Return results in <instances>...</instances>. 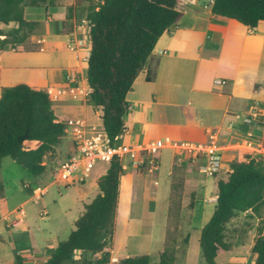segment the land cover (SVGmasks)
I'll list each match as a JSON object with an SVG mask.
<instances>
[{
  "label": "crops",
  "instance_id": "obj_1",
  "mask_svg": "<svg viewBox=\"0 0 264 264\" xmlns=\"http://www.w3.org/2000/svg\"><path fill=\"white\" fill-rule=\"evenodd\" d=\"M212 1L179 0L180 16L175 26L157 40L126 96L129 106L124 117L126 133L118 140L143 146L168 137L176 143L204 144L208 133L213 132L222 147V168L230 172L232 162L250 153L244 145L248 133L254 135L252 140L264 139V22L249 29L213 14ZM91 2L97 0H53L51 5L39 7L40 17L33 19L38 25L27 40L16 49L0 50V95L3 88L18 83L44 92L48 88L55 92L65 89L66 94L52 102L56 121L65 123L81 118L92 127H101L99 108L90 105L87 97L72 99L69 94L88 88L86 11ZM67 17H70L68 25L63 26ZM67 28L70 32H61ZM217 80L226 83L217 85ZM253 112L256 116L247 122ZM65 133L69 136L67 147L65 151L57 149L62 161L71 152V135L69 131ZM191 158L200 162L199 167L203 163L202 158L195 159L186 150L169 147L156 156L155 167L150 157L141 167L123 157L124 175L119 185L114 233L104 248L109 253L104 264L148 256L152 232L144 235L132 232L133 205L155 200L150 193L151 184L157 188L159 176L166 178L169 195L175 168ZM28 188L30 197L10 210L0 201V264H45L59 243L57 229L45 237L40 228L33 230L24 223L27 214L22 206L43 196L37 199L33 195L37 187L28 185ZM2 194L3 190L0 197ZM202 227L197 229L199 235ZM159 244L158 256L164 250L165 228ZM100 258V253L73 255L74 264H100ZM250 258L253 264L254 257Z\"/></svg>",
  "mask_w": 264,
  "mask_h": 264
},
{
  "label": "trees",
  "instance_id": "obj_2",
  "mask_svg": "<svg viewBox=\"0 0 264 264\" xmlns=\"http://www.w3.org/2000/svg\"><path fill=\"white\" fill-rule=\"evenodd\" d=\"M52 3L53 0H0V25L12 26L7 31L0 30V50L16 49L35 30L38 21L26 18L27 8ZM178 4L179 0H99L88 6V103L99 108L101 128L111 143L119 139L125 127L124 117L129 109L126 96L133 82L157 40L175 26L180 16ZM211 12L253 29L264 22V0H213ZM69 19L62 25H68ZM61 32L68 33L70 28ZM65 132L66 126L56 121L46 92L26 83L1 90L0 167L4 158H10L39 179L46 171L44 158L61 144ZM25 133L28 139L20 144L17 139ZM28 142L34 145H26ZM122 166L118 160L108 164L105 174L97 180L98 194L84 205L74 229L57 244L45 264H74L75 252L100 253L99 263L108 262L109 253L104 248L113 238L119 185L124 175ZM229 169L226 180L216 182L214 210L200 230L199 248L205 264H239L222 261L234 247L231 239L238 231L228 226L240 213L259 216L264 210V159L246 152ZM2 190L0 185V194ZM184 242L188 243V238ZM250 254L253 264H264V236H257ZM149 262L147 255H140L115 264ZM158 264H176L175 249L165 248Z\"/></svg>",
  "mask_w": 264,
  "mask_h": 264
},
{
  "label": "rangeland",
  "instance_id": "obj_3",
  "mask_svg": "<svg viewBox=\"0 0 264 264\" xmlns=\"http://www.w3.org/2000/svg\"><path fill=\"white\" fill-rule=\"evenodd\" d=\"M39 11H41L39 8H27L26 18L29 20L39 18ZM11 27V25H0V30L7 31ZM101 131V128H96V132ZM68 140L69 136L65 133L61 138V145L44 158L46 171L39 179L10 158L3 159L0 169V183L3 186L0 201L3 206L7 207V210L30 197L27 193L30 189L28 185L46 191L40 200L32 199L22 206L27 214L24 223L29 224L33 230L40 228L41 235L45 237L49 236L52 229H57L55 234H57L59 242L67 239L69 233L74 229V222L82 214L84 205L98 194L97 180L105 174L108 167L107 164H98L91 176L82 184L74 182L71 186L65 187L62 182L57 183L54 172L62 162V157L58 154L57 149L61 147V150L65 151ZM117 142L122 143L120 140ZM253 143V149L245 150L255 158L264 159V154L260 152V147H264V139L253 140ZM25 144L34 145L33 142ZM199 164L200 162L191 158L187 159L182 166L175 168L171 176L169 195L166 178L159 176L157 188L154 189L153 183L151 184V189H153L150 193L155 196V200L137 202L133 205L132 232L143 235L152 232L153 240L149 253L145 251L150 258L149 264H158L159 239L164 228V249L167 247L175 249L176 264H205L200 254L197 229L209 220L215 206L216 182L219 179L226 180L229 171L222 168L218 173L209 177L200 171ZM188 168L189 170H187ZM159 174H163V170ZM40 212H45L48 215ZM228 227L229 229L236 228L238 231L231 239L234 247L222 261L250 264L251 246L259 234L264 236V210L259 216L240 213ZM190 233L191 243L189 245L184 242V239L188 238L189 241Z\"/></svg>",
  "mask_w": 264,
  "mask_h": 264
},
{
  "label": "built area",
  "instance_id": "obj_4",
  "mask_svg": "<svg viewBox=\"0 0 264 264\" xmlns=\"http://www.w3.org/2000/svg\"><path fill=\"white\" fill-rule=\"evenodd\" d=\"M40 43L38 41V44ZM225 83L224 80H217L215 82L217 85H224ZM45 92L52 102L59 100L61 96L66 94L65 89L55 92L52 88H48ZM89 92V88H80L76 92H69V94L72 99H77L79 96L88 98ZM254 111H256V108H254ZM255 116V112L251 113L249 115L250 118H246V121L250 122ZM64 124L66 131H69L71 135V152L56 167L54 178L57 183L62 182L65 187L71 186L74 182L84 183L91 176L92 171L98 164L108 165L113 160H118L122 163V159L125 156L131 160L135 167L143 166L145 159L150 157V163L155 167L156 156L166 147L183 149L190 152L191 156L195 159L202 158L203 163L199 167L200 171L209 177H212L222 169V147L218 136L213 132L208 133L207 141L204 144L176 143L170 138L165 137L139 146L123 142L119 144L118 140L115 143H111L103 130L96 132L97 127L88 125L85 119L74 118L67 120ZM125 133L126 129L124 127L120 137ZM247 138L244 145L247 150H251L253 149L252 145H254L252 140L254 135L248 133ZM260 152L264 154L263 146L260 147ZM45 192L41 188H36L33 191V195L39 199Z\"/></svg>",
  "mask_w": 264,
  "mask_h": 264
},
{
  "label": "water",
  "instance_id": "obj_5",
  "mask_svg": "<svg viewBox=\"0 0 264 264\" xmlns=\"http://www.w3.org/2000/svg\"><path fill=\"white\" fill-rule=\"evenodd\" d=\"M28 139V135H27V133H25V134H23L22 136H20V137H18V142L20 143V144H22L24 141H26Z\"/></svg>",
  "mask_w": 264,
  "mask_h": 264
}]
</instances>
